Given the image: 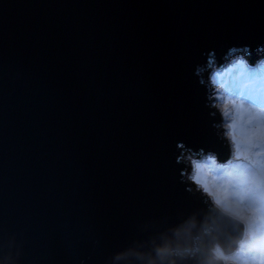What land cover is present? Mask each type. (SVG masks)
Masks as SVG:
<instances>
[{"label":"water","instance_id":"1","mask_svg":"<svg viewBox=\"0 0 264 264\" xmlns=\"http://www.w3.org/2000/svg\"><path fill=\"white\" fill-rule=\"evenodd\" d=\"M233 44L264 54V0H0V264H129L207 211L175 143L228 155L193 67Z\"/></svg>","mask_w":264,"mask_h":264},{"label":"clouds","instance_id":"2","mask_svg":"<svg viewBox=\"0 0 264 264\" xmlns=\"http://www.w3.org/2000/svg\"><path fill=\"white\" fill-rule=\"evenodd\" d=\"M256 51L264 53V45ZM250 44L210 48L193 67L205 88L206 107L219 114L212 125L228 148L222 160L212 148L175 143L179 181L199 194L207 211L180 212L175 220L150 219L154 231L117 253L129 264H264V55ZM206 74V75H205ZM159 237V242H157ZM226 241V243H225Z\"/></svg>","mask_w":264,"mask_h":264},{"label":"rangeland","instance_id":"3","mask_svg":"<svg viewBox=\"0 0 264 264\" xmlns=\"http://www.w3.org/2000/svg\"><path fill=\"white\" fill-rule=\"evenodd\" d=\"M261 55H264V54H260L259 56H261ZM218 114V113H217ZM218 117H219V114H218ZM220 119V118H219ZM219 123V122H218ZM217 132H218V134H219V130H217Z\"/></svg>","mask_w":264,"mask_h":264}]
</instances>
